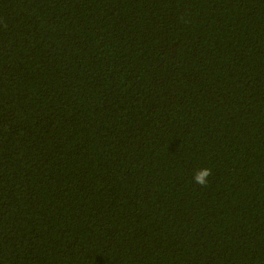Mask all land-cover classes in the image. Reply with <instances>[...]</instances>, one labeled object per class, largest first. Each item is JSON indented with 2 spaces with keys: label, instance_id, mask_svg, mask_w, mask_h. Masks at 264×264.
<instances>
[{
  "label": "trees",
  "instance_id": "obj_1",
  "mask_svg": "<svg viewBox=\"0 0 264 264\" xmlns=\"http://www.w3.org/2000/svg\"><path fill=\"white\" fill-rule=\"evenodd\" d=\"M0 264H264V0H0Z\"/></svg>",
  "mask_w": 264,
  "mask_h": 264
},
{
  "label": "clouds",
  "instance_id": "obj_2",
  "mask_svg": "<svg viewBox=\"0 0 264 264\" xmlns=\"http://www.w3.org/2000/svg\"><path fill=\"white\" fill-rule=\"evenodd\" d=\"M212 173V170L210 168H202L200 170H198L194 176H193V180L195 183L204 186L207 184V177H209Z\"/></svg>",
  "mask_w": 264,
  "mask_h": 264
}]
</instances>
